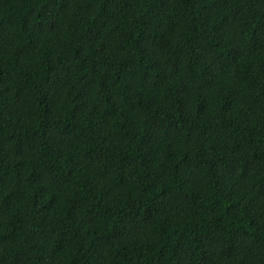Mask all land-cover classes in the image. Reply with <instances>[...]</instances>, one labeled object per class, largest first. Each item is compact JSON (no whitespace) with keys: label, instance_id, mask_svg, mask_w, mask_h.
I'll use <instances>...</instances> for the list:
<instances>
[{"label":"trees","instance_id":"16d2710c","mask_svg":"<svg viewBox=\"0 0 264 264\" xmlns=\"http://www.w3.org/2000/svg\"><path fill=\"white\" fill-rule=\"evenodd\" d=\"M0 264H264V0H0Z\"/></svg>","mask_w":264,"mask_h":264}]
</instances>
